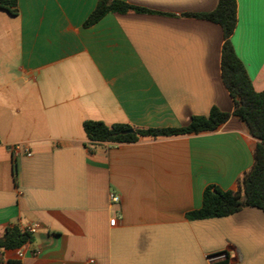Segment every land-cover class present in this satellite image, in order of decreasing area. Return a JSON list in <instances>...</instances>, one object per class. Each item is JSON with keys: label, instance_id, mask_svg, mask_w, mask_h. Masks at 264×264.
I'll use <instances>...</instances> for the list:
<instances>
[{"label": "crops", "instance_id": "1", "mask_svg": "<svg viewBox=\"0 0 264 264\" xmlns=\"http://www.w3.org/2000/svg\"><path fill=\"white\" fill-rule=\"evenodd\" d=\"M122 1L144 11L85 27L97 0L0 10V236L36 226L23 257L0 250V264H264L260 210L186 217L253 165L256 139L221 80V28L191 16L218 0ZM236 19L233 49L261 92L264 0H236ZM213 107L229 117L212 131L111 144L82 129L181 128Z\"/></svg>", "mask_w": 264, "mask_h": 264}, {"label": "trees", "instance_id": "2", "mask_svg": "<svg viewBox=\"0 0 264 264\" xmlns=\"http://www.w3.org/2000/svg\"><path fill=\"white\" fill-rule=\"evenodd\" d=\"M17 0H0V10L11 15L16 13ZM144 11L122 0H97L92 12L84 21V26L96 24L108 13ZM217 24L222 31L223 44L220 57L221 80L231 97L234 109L232 115L238 117L247 127L250 136L256 139L253 146V165L240 179L236 191H223L216 186H207L202 193L198 209L186 214L189 220H203L232 215L244 207H252L264 214V89L254 91L252 83L237 57L231 35L236 26V0H218L216 7L203 14L191 15ZM229 117L213 107L205 117H192L189 124L181 128L133 129L128 125L107 126L97 121L82 124L86 139L91 143L122 144L135 142L138 137H169L189 133L212 131ZM132 129V133L124 134ZM32 239L31 234L18 227L8 228L0 236V250L21 248Z\"/></svg>", "mask_w": 264, "mask_h": 264}, {"label": "built area", "instance_id": "3", "mask_svg": "<svg viewBox=\"0 0 264 264\" xmlns=\"http://www.w3.org/2000/svg\"><path fill=\"white\" fill-rule=\"evenodd\" d=\"M10 151H12V154L14 155L15 153H14V150H10ZM110 200L112 201V202H118V197H116V196H114V195H110ZM115 222H116V218H112L110 221H109V224L111 225V226H114L115 225ZM35 230H36V226H26V227H24L23 229H22V231L23 232H26V233H29V234H33L34 232H35ZM23 251H22V249L21 248H18V249H15V257L17 258V259H21L22 257H23ZM223 255H221L220 257H222ZM216 258H218V257H208V261L211 263V262H213Z\"/></svg>", "mask_w": 264, "mask_h": 264}, {"label": "water", "instance_id": "4", "mask_svg": "<svg viewBox=\"0 0 264 264\" xmlns=\"http://www.w3.org/2000/svg\"><path fill=\"white\" fill-rule=\"evenodd\" d=\"M132 132H133V130L130 129V130H126V131H124L123 133H124V134H127V133H132Z\"/></svg>", "mask_w": 264, "mask_h": 264}]
</instances>
